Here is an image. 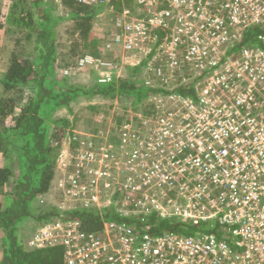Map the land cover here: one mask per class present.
I'll return each mask as SVG.
<instances>
[{
	"label": "built area",
	"instance_id": "built-area-1",
	"mask_svg": "<svg viewBox=\"0 0 264 264\" xmlns=\"http://www.w3.org/2000/svg\"><path fill=\"white\" fill-rule=\"evenodd\" d=\"M63 1L55 0L60 6ZM74 1L97 5L111 0ZM132 5L148 14L137 17ZM119 16L127 49L147 44L154 34L157 37L153 45H157L160 36L156 31L163 29L169 34L166 42L172 36L171 45L182 47L189 61L210 44L227 49L245 27L264 22V0H126ZM219 32L223 41L212 36ZM207 36L217 42L207 43ZM261 38L264 44V36ZM225 54L220 62H215L211 70L214 74L206 70L196 76L200 77L197 82L207 78L206 83L195 84L199 100L171 93L175 96L174 109L195 114L192 128L179 127L180 120L174 118L156 120V129L163 127L162 137L175 146V153L194 149L197 155L172 157L170 168L160 171L132 173L130 169L129 177L133 174V177L155 178L156 189L152 193L164 200L167 208L176 207L175 210L167 212L163 206L160 209L153 205L151 202L156 200L142 192L141 185L131 184L128 179L118 184L121 172L125 173L129 165L113 164L107 153L112 145L101 143L99 148L85 151L81 147L83 141L75 156L63 150L57 169L64 171L72 166L74 172L67 179L57 170L61 175L56 178L59 189L66 188L80 203L78 207L118 208L117 199L125 202L123 193L130 191L129 203L124 204L134 205L138 212L157 209L163 215L178 216L183 221H219L223 224V234L211 230L212 224L192 235L165 232L141 236L132 226L114 220L105 221L101 230L95 232L85 230L80 220H57L41 227L32 243L37 246L61 243L63 264H264V47H245L235 56ZM218 66H222L221 72H217ZM196 77L179 79L171 86H187ZM169 80L172 81L171 76ZM123 124L115 131L128 130L124 139L129 138L132 126ZM155 125V122L150 124L152 137L140 142L141 147L164 145L153 129ZM74 140L78 138L74 136ZM206 150L218 153L214 162L203 158ZM138 152L135 150V154ZM96 158H100L99 164L104 169L95 175H110V181L102 185L103 192L96 179L86 181L82 177ZM123 211L129 213L127 209Z\"/></svg>",
	"mask_w": 264,
	"mask_h": 264
},
{
	"label": "trees",
	"instance_id": "trees-1",
	"mask_svg": "<svg viewBox=\"0 0 264 264\" xmlns=\"http://www.w3.org/2000/svg\"><path fill=\"white\" fill-rule=\"evenodd\" d=\"M2 1L5 7L0 8V29L10 34L14 45L0 72V194L6 199L5 204L0 202V264H63L61 243L45 246L32 243L41 227L57 220H80L85 230L94 232L101 230L105 221L114 220L132 226L141 236L165 232L192 235L212 224L211 230L223 234L219 221H183L157 209L138 212L134 205L127 209L129 213L114 206L62 209L43 199L52 187L64 148L61 132L72 122L69 117H56L57 110L65 107L72 112L71 103L81 95L128 94L136 103L166 92L199 100L195 84L200 77L187 86L167 90L136 78L135 73L140 70L137 66L127 78L96 76L91 84L75 82L72 70L93 41V22L101 11L99 8L113 5L120 7V11L126 0L97 5L64 0L62 6L55 0ZM62 20L71 22L66 30L70 29L73 41L69 50L60 51L57 40ZM156 33L160 41L167 34L163 29ZM262 36L263 21L245 27L239 37L229 42L225 56H235L245 47H264ZM127 192L123 193L126 204L132 195Z\"/></svg>",
	"mask_w": 264,
	"mask_h": 264
},
{
	"label": "rangeland",
	"instance_id": "rangeland-1",
	"mask_svg": "<svg viewBox=\"0 0 264 264\" xmlns=\"http://www.w3.org/2000/svg\"><path fill=\"white\" fill-rule=\"evenodd\" d=\"M2 2L3 1L0 0V8L5 7ZM130 7L134 9V13L137 17L148 14L146 10H143L139 6L135 7V5H132ZM119 8L120 7L117 8L116 6L106 7V5L99 8L101 11L97 14L93 22L91 36L93 41L90 43L91 45L88 46L87 51H84L87 52L86 55L78 60V65L72 70L71 76L75 82L91 84L95 81L96 76L109 78L114 75L118 78H127L133 73L135 67L140 66L139 72L135 73L137 75L135 76L136 78L170 90L172 89L171 84L176 83L179 79L189 78L190 80H194V77L199 73L202 74V72H206V70L209 74L215 67V62H220L223 54L226 53L227 49L219 45L213 47L215 44H210L206 49H200L199 52L196 53L195 58L186 61L184 49L171 45L172 36L169 41L166 42V37H169V34H165L160 43L155 46L153 45V41L157 37L156 34L152 36L147 44L127 49L123 38L124 31L121 24L118 23L121 21ZM1 18L4 19V17ZM70 25L71 22L66 20H62L58 25V30L61 35H58L57 43L59 44L60 51L69 50L68 46L73 41L70 29L66 30ZM212 36L220 37V32ZM210 37L211 36L205 37L207 43L208 41L217 42V39L212 40ZM219 41H223V39L220 37ZM13 45L14 42L10 34H6L4 29H0V72L6 64L7 56ZM148 63H151V67L154 69L148 67ZM159 68L161 72L158 71ZM221 71L222 66H218L217 72ZM211 74L214 73L211 71L210 75ZM170 76L172 81L169 80ZM206 80L207 78H204V80L197 82V84H204ZM233 82L234 81H231V83ZM173 99H175V96L166 92L157 93L152 95L149 99H144L136 103H134V98L128 94H117L115 97H101L100 95L89 97L81 95L71 103L73 106L72 112H69L65 107L55 112L56 117H69L72 121L71 125L61 132V134H64V137H62V142L64 144L63 150L65 154L72 153V155L75 156L80 142L82 143L83 141L81 147H84L85 151L97 149L101 143H104V146L112 145V150L107 153L113 159V164L125 162L129 165V169L126 170L125 173L121 172L118 184H124L128 179L131 184L141 185L142 192L148 193L156 200L155 203L150 201L153 205L159 206L160 209H162L161 206H163L164 209H167V212H171L175 210L176 207L172 209L171 207L167 208L164 200L152 193V191L156 189L155 178L146 176L133 177V174L131 175L132 177H129V173L130 169H132V173L135 170L143 172L148 169L154 171H160L164 168L169 169L170 166H168V164L170 158H177L179 156L183 159L195 157V155H197L194 149H189L186 150L187 152L183 151L179 154L175 153V146L162 137L163 127L159 126V128L156 129L158 126L157 121L167 118L180 120L181 125H179V127L188 126L192 128L194 126L195 114L187 112L190 110L174 109L176 104ZM154 122L156 125L153 126V129L157 130V136L164 141V145L155 144L148 148L146 144L145 146L147 148L141 147L140 142H144L147 138L152 137L150 134L153 130L149 129V127L150 124ZM121 124H123V126L131 124L132 128L129 138L124 139L128 130L121 133L115 131ZM74 136L77 137L78 140H74ZM216 149L218 150V148ZM135 150H139V152L135 154ZM97 151L98 153L100 152V150ZM217 155L218 153L216 151L206 150L203 158L207 159L209 162H214ZM99 163L100 158H96L95 163H90L88 165V173L82 174V177L86 181L96 179L100 185V192H103L102 185L110 181V175L107 177H97L95 175L96 171L104 169ZM116 166L119 167L120 164ZM57 170L60 171V168L58 167ZM112 170L113 167L109 169V174H111ZM60 172L62 173V177H67V179H69L74 169L70 166ZM60 172H56L50 191L42 197L44 200L62 209L66 207L77 208L80 203L78 204L76 202L73 195L68 194L66 188L59 189L56 183L58 177L61 175ZM145 182L148 183L145 184ZM5 201V196L0 194V202L5 204ZM117 201L120 203L118 208L120 207L121 210L129 208V206L124 204L125 202L119 199H117ZM1 256L2 247L0 244V258Z\"/></svg>",
	"mask_w": 264,
	"mask_h": 264
}]
</instances>
